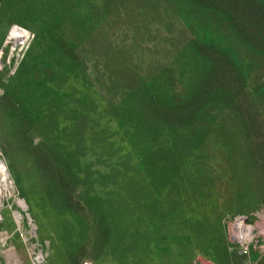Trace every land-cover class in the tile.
I'll return each mask as SVG.
<instances>
[{
    "label": "rangeland",
    "instance_id": "374dc122",
    "mask_svg": "<svg viewBox=\"0 0 264 264\" xmlns=\"http://www.w3.org/2000/svg\"><path fill=\"white\" fill-rule=\"evenodd\" d=\"M243 43L192 0H0V264H264Z\"/></svg>",
    "mask_w": 264,
    "mask_h": 264
},
{
    "label": "trees",
    "instance_id": "16d2710c",
    "mask_svg": "<svg viewBox=\"0 0 264 264\" xmlns=\"http://www.w3.org/2000/svg\"><path fill=\"white\" fill-rule=\"evenodd\" d=\"M192 1L205 9L213 25L235 34V38L247 44L249 50L264 56V0ZM217 53L220 52L214 50L212 54Z\"/></svg>",
    "mask_w": 264,
    "mask_h": 264
},
{
    "label": "bare ground",
    "instance_id": "6f19581e",
    "mask_svg": "<svg viewBox=\"0 0 264 264\" xmlns=\"http://www.w3.org/2000/svg\"><path fill=\"white\" fill-rule=\"evenodd\" d=\"M13 190V183L11 181L8 180V172L7 169L4 165V163H2V161H0V207H1V194L2 193H11V191ZM14 193V192H12ZM10 195V194H9ZM13 195V194H12ZM18 204L22 205L21 201H18ZM15 220L17 223H19V216L15 215ZM237 229H238V233L236 235V238L241 240V241H248L249 240V233L246 229L245 223L239 219V222L237 223Z\"/></svg>",
    "mask_w": 264,
    "mask_h": 264
}]
</instances>
